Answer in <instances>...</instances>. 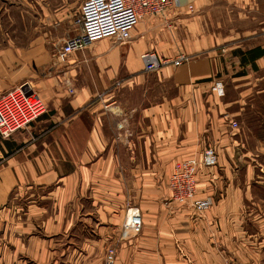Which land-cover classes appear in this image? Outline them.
<instances>
[{"label": "crops", "instance_id": "crops-1", "mask_svg": "<svg viewBox=\"0 0 264 264\" xmlns=\"http://www.w3.org/2000/svg\"><path fill=\"white\" fill-rule=\"evenodd\" d=\"M180 1L135 25L128 44L75 58L90 67L92 85H67L42 42L0 53V94L27 83L48 106L28 130L0 140V264H250L264 235L250 230L260 215L234 167L243 146L231 125L237 113L213 91L229 69L219 47L232 41L207 32L200 16L235 0ZM146 52L190 60L147 73ZM207 147L219 160L200 169L197 199L213 206L198 214L172 202L169 179ZM132 206L144 227L126 237Z\"/></svg>", "mask_w": 264, "mask_h": 264}, {"label": "rangeland", "instance_id": "rangeland-1", "mask_svg": "<svg viewBox=\"0 0 264 264\" xmlns=\"http://www.w3.org/2000/svg\"><path fill=\"white\" fill-rule=\"evenodd\" d=\"M86 1L0 0V53L5 50L27 52L38 46L33 44L34 41L42 42L41 46L51 57L52 66L67 74V85H92V80L95 78H92L90 67L84 69V66L78 65L82 63L81 61L75 64L73 60L77 57L83 59L82 55L93 52L109 54L112 46H121L130 41L123 42L117 38L99 39L84 50L74 53L66 63L59 62L56 59V54L60 47L68 39L76 37L81 32L80 13L82 5ZM193 11L194 7L192 11L189 10V12ZM200 16H203L207 32L227 37L232 41L219 47L221 55L228 57L229 69L223 81L216 82L213 91L217 93L219 90L217 84L222 83L224 96L217 94L224 102L231 104L229 110L233 114L237 113V117H234L233 120L238 124L236 131L238 136H242L243 146L238 148L240 150L237 151V160H235V156L234 167L238 168V179L241 178L245 183H248L245 185V192H250V195L253 196V206L257 208L260 215V227L252 226L250 230L255 233L260 229L264 234V62L258 65L257 71L250 68L245 77L241 76L243 77L241 78L236 76L238 72L242 71L238 64L239 60L236 57V59L231 57L241 47L249 49L261 46L264 48V0L217 2L201 11ZM99 81L101 82V80ZM105 83L106 87L114 88L112 82L107 80ZM20 86L34 92L27 83L17 87ZM101 86L104 85L101 84ZM8 92L0 94V97ZM165 92L171 96L175 94L172 87L168 89L165 87ZM0 140L9 139L1 138ZM214 149L216 150V148ZM2 160L0 158V163ZM208 199L212 202L211 208L213 201L211 198ZM254 243L257 250L252 252L245 261H250V264H264V235ZM251 250L254 251L253 248ZM245 256L247 254L244 251L243 257ZM228 262V264H241L236 259H228Z\"/></svg>", "mask_w": 264, "mask_h": 264}, {"label": "built area", "instance_id": "built-area-1", "mask_svg": "<svg viewBox=\"0 0 264 264\" xmlns=\"http://www.w3.org/2000/svg\"><path fill=\"white\" fill-rule=\"evenodd\" d=\"M181 8L180 0H87L81 8V32L68 39L58 50L56 59L66 63L74 53L84 50L99 39L117 38L131 41V32L135 25L152 17L162 16L171 10ZM192 11L193 7H189ZM147 73H157L164 66H180L189 61L181 54L175 59L160 58L155 52H146L140 56ZM219 95L224 96V86L217 84ZM47 113V106L40 96L17 87L0 97V136L10 139L16 133L28 129ZM237 129V122L231 123ZM218 154L212 147L174 166L169 179L172 202L180 206L192 207L198 214H204L211 206L210 199L198 200V175L201 168H214L218 165ZM143 230V217L138 207H131L122 225L126 237L139 235ZM111 259L114 250L110 251Z\"/></svg>", "mask_w": 264, "mask_h": 264}, {"label": "trees", "instance_id": "trees-1", "mask_svg": "<svg viewBox=\"0 0 264 264\" xmlns=\"http://www.w3.org/2000/svg\"><path fill=\"white\" fill-rule=\"evenodd\" d=\"M234 56L240 58V65L243 68L242 71L236 74V76H245L247 74L246 68L248 66H250L253 71H257L259 69L258 65L256 64V61L264 57V48H262L261 46H257L246 50L239 49L234 52Z\"/></svg>", "mask_w": 264, "mask_h": 264}, {"label": "bare ground", "instance_id": "bare-ground-1", "mask_svg": "<svg viewBox=\"0 0 264 264\" xmlns=\"http://www.w3.org/2000/svg\"><path fill=\"white\" fill-rule=\"evenodd\" d=\"M178 205V204H177Z\"/></svg>", "mask_w": 264, "mask_h": 264}]
</instances>
